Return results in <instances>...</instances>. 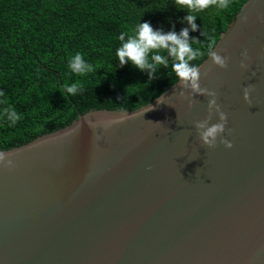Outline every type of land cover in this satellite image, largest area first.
<instances>
[{
  "label": "water",
  "instance_id": "95a60500",
  "mask_svg": "<svg viewBox=\"0 0 264 264\" xmlns=\"http://www.w3.org/2000/svg\"><path fill=\"white\" fill-rule=\"evenodd\" d=\"M212 51L227 67L208 55L197 91L179 80L0 149L14 164L0 165V264H264V0ZM208 90L227 117L215 147L195 127L219 122Z\"/></svg>",
  "mask_w": 264,
  "mask_h": 264
},
{
  "label": "trees",
  "instance_id": "16d2710c",
  "mask_svg": "<svg viewBox=\"0 0 264 264\" xmlns=\"http://www.w3.org/2000/svg\"><path fill=\"white\" fill-rule=\"evenodd\" d=\"M247 0L211 4L184 20L177 0H0V149H11L70 125L90 110H136L165 93L179 79L168 67L150 75L120 65L119 35L133 34L139 22L164 32L189 29L200 65ZM79 52L94 70L77 75L69 60ZM161 52L167 56L166 51ZM78 83L73 96L65 86ZM20 119L13 125L8 110Z\"/></svg>",
  "mask_w": 264,
  "mask_h": 264
},
{
  "label": "clouds",
  "instance_id": "9594fccd",
  "mask_svg": "<svg viewBox=\"0 0 264 264\" xmlns=\"http://www.w3.org/2000/svg\"><path fill=\"white\" fill-rule=\"evenodd\" d=\"M177 3L181 6L180 9L187 8L190 11L184 17V20L190 26L192 31L197 30L195 23L197 16L191 14L197 9H205L211 4H216L219 8H227L228 0H177ZM246 19V18H244ZM121 42L120 46L116 49V56L118 57L121 66L130 63L140 71L148 70L150 75L159 66L168 67V58H174L171 68L175 75L181 82L185 84L190 83L194 91L199 90V66L192 62L200 55L198 50H194L192 43L189 39V29L184 28L179 33L175 31L164 32L159 29H154L150 22H139L134 29L133 34L129 35L122 32L119 37ZM161 50L166 51L165 56ZM209 55L213 64L225 68L227 67V57L221 56L215 51H210ZM245 59H247V52L243 53ZM242 68H246L247 65L241 63ZM70 70L77 75H85L94 70L93 65L88 63L82 53L77 52L75 56L69 60ZM67 94L75 96L80 90L78 83H73L70 86H65ZM253 91L251 86H247L243 90V97L245 101H249L250 93ZM2 95V93H0ZM208 95L212 97L209 101V109H214L219 114V122L215 124H209V118L202 121H198L195 127L199 131L200 139L204 145L208 147H215L217 137L225 132L227 117L226 114L220 111V106L216 101V93L208 90ZM163 98L157 100L162 102ZM20 115L16 113L14 109L8 110V119L14 125L19 119ZM120 121H113L117 123ZM227 148H231V142L222 140ZM9 152L0 151V165L6 167H14L13 161L7 159Z\"/></svg>",
  "mask_w": 264,
  "mask_h": 264
}]
</instances>
